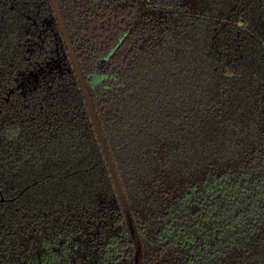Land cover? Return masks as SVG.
Instances as JSON below:
<instances>
[{"label": "trees", "instance_id": "16d2710c", "mask_svg": "<svg viewBox=\"0 0 264 264\" xmlns=\"http://www.w3.org/2000/svg\"><path fill=\"white\" fill-rule=\"evenodd\" d=\"M140 264H264V0H57ZM0 264H135L50 0H0Z\"/></svg>", "mask_w": 264, "mask_h": 264}, {"label": "water", "instance_id": "95a60500", "mask_svg": "<svg viewBox=\"0 0 264 264\" xmlns=\"http://www.w3.org/2000/svg\"><path fill=\"white\" fill-rule=\"evenodd\" d=\"M50 1L52 3V7L54 9L55 15H56V17L58 19V22H59V25H60V29H61V32L63 34L64 41L66 43V46H67V49H68V52H69V55H70V58H71L75 73H76V76H77V80H78L80 88L82 90V93H83L86 105L88 107V110H89L93 125L95 127V131H96L98 139L100 141L101 148H102L105 160L107 162V165H108V168H109V171H110L114 186L116 188V192H117L120 204L122 206V209H123V212H124V215H125V219H126L128 228L130 230L131 236H132L133 241H134V245H135V264H140V241H139V238H138V234H137L134 222L132 220L131 214H130L128 206L126 204V200L124 198V195H123V192H122V188H121L120 183L118 181V177H117V174L115 172V169H114V166H113V163H112V160H111V157H110L106 142L104 140V137H103L99 122L97 120L96 113L94 111V107H93L92 101L90 99L89 92H88L87 87H86V83H85V81L83 79L79 63H78L77 58L75 56V53H74V50L72 48V45H71L67 30H66V27H65L61 12L59 10L57 0H50Z\"/></svg>", "mask_w": 264, "mask_h": 264}]
</instances>
